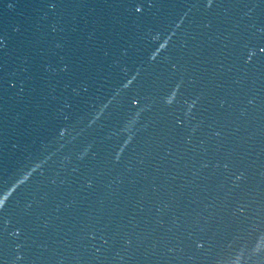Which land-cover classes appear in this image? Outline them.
<instances>
[{
  "label": "water",
  "instance_id": "water-1",
  "mask_svg": "<svg viewBox=\"0 0 264 264\" xmlns=\"http://www.w3.org/2000/svg\"><path fill=\"white\" fill-rule=\"evenodd\" d=\"M0 264H264V0H0Z\"/></svg>",
  "mask_w": 264,
  "mask_h": 264
}]
</instances>
